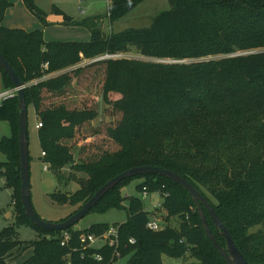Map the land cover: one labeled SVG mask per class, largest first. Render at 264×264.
<instances>
[{
    "label": "trees",
    "instance_id": "trees-1",
    "mask_svg": "<svg viewBox=\"0 0 264 264\" xmlns=\"http://www.w3.org/2000/svg\"><path fill=\"white\" fill-rule=\"evenodd\" d=\"M142 1L109 0L110 23ZM169 2L171 9L158 13L148 27L107 34L97 19L88 18L82 24L90 32L89 40L46 41L42 29L5 27L2 22L12 2L0 0V51L25 85L28 109L32 106L42 123L38 138L43 160L59 184L74 179L80 185L71 194L52 192L50 198L75 207L70 216L109 179L129 168H168L202 193L245 259L263 263L264 0ZM25 3L44 20L33 0ZM134 51L142 57L125 55ZM0 71L3 88L14 89L8 74L1 67ZM97 77L100 83L93 84ZM95 94L106 103V119H100ZM0 120L11 126V134L0 141L7 157L0 166L14 190L17 222L32 224L39 233L38 239L23 242L16 238L14 226L4 228L0 264H16L10 251L17 247L32 251L22 264H102L97 253L108 262L115 248H84L81 236L102 235L110 224L49 231L26 215L20 195L16 94L0 103ZM134 178L142 179L136 185L141 193L144 188L169 193L162 204L166 221H179L177 227L168 223L158 231L147 228L150 212L140 197H132L127 220L115 224L121 257L131 254L127 264H162L164 255L182 258L183 264H228L208 238L191 196L164 176L129 177L90 212L122 207L121 186ZM203 209L216 240L225 247L210 212ZM255 227L258 230L252 231ZM65 232L70 238L62 245ZM131 237L135 244L129 243Z\"/></svg>",
    "mask_w": 264,
    "mask_h": 264
},
{
    "label": "rangeland",
    "instance_id": "rangeland-1",
    "mask_svg": "<svg viewBox=\"0 0 264 264\" xmlns=\"http://www.w3.org/2000/svg\"><path fill=\"white\" fill-rule=\"evenodd\" d=\"M13 5L7 9L4 17V25H24L28 27H34L33 29H42L49 40L60 41H87L90 39H84L83 37L90 33L82 22L88 18L97 19L98 24L102 26V30L105 33H117L127 28H142L151 25L153 18L161 11L171 9L169 0H144L139 3L131 12L120 20L110 23L109 20V0H33V5L42 14L44 20L35 14L29 7H27L25 0H11ZM3 21V22H4ZM244 52L243 54L253 53ZM127 57L142 56L137 52H131L125 54ZM144 58V57H143ZM213 58V57H210ZM149 59V58H146ZM154 60V59H151ZM156 60V59H155ZM166 61V60H162ZM172 61V60H168ZM49 77L47 75L45 78ZM100 83L99 78H95L93 84ZM3 85V83H2ZM96 95V94H95ZM97 96V95H96ZM120 97L115 95L114 98ZM98 101L100 119H106L105 106L102 96H97L94 99ZM28 134H29V151H30V188L32 195V202L37 213L44 219L49 221H60L67 217L76 208L73 206L60 205L54 202L50 198L52 192H66L71 194L79 189L80 185L78 181L71 180L68 184H59L54 172L51 169L46 170L47 164L43 160L40 141L38 138V129L36 123H38L35 117L34 109L31 106L28 109ZM11 134L10 123L6 120H0V141L4 135ZM7 157L0 149V163L6 161ZM48 165V164H47ZM49 166V165H48ZM65 172L72 176L74 171L71 169H64ZM5 168L0 166V233L4 228L14 226L16 232V238L23 242L36 240L39 237L37 229L29 223L17 222L16 205L13 200L14 190L11 186L7 185L6 176L4 174ZM74 172V173H72ZM76 176H85L82 173H76ZM86 177V176H85ZM142 181L140 178H134L128 184L121 186V193L123 199L121 202L122 207L111 208L104 213L90 212L85 215L74 227L76 229H82L89 227L93 223L104 222L114 226L117 223H123L128 218V207L132 197H140L143 200L144 208L152 213L154 206L159 203H163L165 197L158 192H148L144 197L143 193L136 189V185ZM191 209L195 211V207L191 205ZM166 211L163 208H159L157 217L163 222L164 226L168 223L171 226H178V218L171 217L166 221ZM259 227L252 228V231L258 230ZM102 241H98L96 246L102 245ZM13 259L16 260L22 255V260L26 258L30 252L21 251V248L17 247L11 250ZM10 254V253H9ZM131 254L117 258L113 264H127ZM18 262L21 264L22 260ZM163 262L165 264H183V259L178 257L163 256Z\"/></svg>",
    "mask_w": 264,
    "mask_h": 264
},
{
    "label": "water",
    "instance_id": "water-1",
    "mask_svg": "<svg viewBox=\"0 0 264 264\" xmlns=\"http://www.w3.org/2000/svg\"><path fill=\"white\" fill-rule=\"evenodd\" d=\"M108 57V56H104ZM0 67L8 74L11 81L15 85L16 95L19 101V155H20V176H21V202L26 215L33 221V223L43 229L49 231H63L71 226H74L85 215H87L98 203V201L111 189L117 186L121 181L144 174H158L164 176L176 184L180 185L193 199L196 204L197 210L200 214L203 227L206 234L214 247L218 250L220 255L226 260L228 264H264L263 263H250L248 262L243 253L238 248L232 234L217 215L214 208L202 195V193L184 176L181 174L160 166L155 165H143L129 168L116 176L109 179L103 184L92 197H90L75 213L71 214L67 218L61 221H49L42 218L34 208L32 202L31 188H30V151H29V134H28V106L25 97V85L21 81L18 73L14 67L9 63L5 56L0 51ZM207 208L210 212L216 228L222 237L225 238L226 246L223 247L218 243L214 233L212 232L207 222L204 209Z\"/></svg>",
    "mask_w": 264,
    "mask_h": 264
},
{
    "label": "built area",
    "instance_id": "built-area-1",
    "mask_svg": "<svg viewBox=\"0 0 264 264\" xmlns=\"http://www.w3.org/2000/svg\"><path fill=\"white\" fill-rule=\"evenodd\" d=\"M106 56H110V55H106ZM45 66L47 67L48 64H45ZM14 94H16V91H15V88L14 89H8V90H5L3 92L0 93V103L7 97L9 96H13ZM42 126V123L41 122H38L36 124V127L39 128ZM42 155L44 156L45 155V152H42ZM45 169L48 170L49 169V166L46 164L45 165ZM143 193V196L146 197L147 194H148V191L146 188H144V191L142 192ZM159 193V192H158ZM169 193H164V197L168 196ZM163 203H159V204H156L154 206V211L152 213H150L149 215V220L147 222V228L151 229V230H154V231H158V230H161L164 228V224L163 222L157 217V212L159 210V208H163L162 206ZM70 238V235L68 233H64L63 234V240L61 242L62 245H65L68 240ZM98 241H102L103 244L100 245V246H103V245H107L108 247H111V248H115V251L113 252V255H112V258L108 261V262H105L104 263V256L100 253H97L95 255V258L97 261L101 262L102 264H113L114 261L121 257V253L120 251H118V247H119V241H120V238H119V227L118 226H110L109 229L102 235H95V234H87V235H82L81 236V242L84 244V248H88V247H91V246H96V243ZM129 243L130 244H135L136 243V239L134 237H131L129 238ZM99 246V247H100ZM162 264H165L164 262Z\"/></svg>",
    "mask_w": 264,
    "mask_h": 264
},
{
    "label": "crops",
    "instance_id": "crops-1",
    "mask_svg": "<svg viewBox=\"0 0 264 264\" xmlns=\"http://www.w3.org/2000/svg\"><path fill=\"white\" fill-rule=\"evenodd\" d=\"M9 1H11V0H9ZM12 2V5H13V1H11ZM7 12V11H6ZM6 15V14H5ZM4 21V20H3ZM6 22V19H5V21L4 22H2V24L3 23H5ZM4 25V24H3ZM5 27H8V28H21V29H24V30H27V31H32V30H35V29H33L34 27H28V26H24V25H12V24H7V25H4ZM89 31V30H88ZM90 33V32H89ZM91 36V35H90ZM89 34L88 35H86V36H84L83 38L84 39H88L89 37ZM44 38H45V40L46 41H60V40H49V39H51V38H48L47 36H46V30H45V33H44ZM77 41V40H76ZM3 91H5V89L3 88V85H2V75H1V71H0V93L1 92H3ZM35 113V112H34ZM37 124V123H36ZM37 128V127H36ZM38 129V128H37ZM4 136H9V135H4ZM14 200V199H13ZM14 203H15V200H14ZM61 221V220H60ZM25 252H30V254L27 256V257H29L30 255H31V250L30 249H28V250H25ZM26 257V258H27ZM22 258V255H20L16 260H14L15 261V263L16 264H19L20 262H18L19 261V259H21ZM26 258H24L23 260H22V262L26 259ZM22 262H21V264H22Z\"/></svg>",
    "mask_w": 264,
    "mask_h": 264
}]
</instances>
